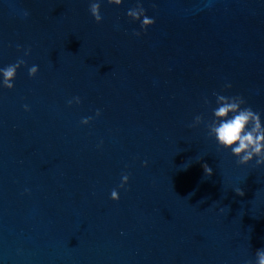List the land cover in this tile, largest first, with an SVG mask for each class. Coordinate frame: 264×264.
I'll list each match as a JSON object with an SVG mask.
<instances>
[{"label":"water","instance_id":"1","mask_svg":"<svg viewBox=\"0 0 264 264\" xmlns=\"http://www.w3.org/2000/svg\"><path fill=\"white\" fill-rule=\"evenodd\" d=\"M91 2L0 0V68L25 61L0 86V264H256L264 164L205 124L218 93L264 126V0H139L140 36L138 0Z\"/></svg>","mask_w":264,"mask_h":264},{"label":"clouds","instance_id":"2","mask_svg":"<svg viewBox=\"0 0 264 264\" xmlns=\"http://www.w3.org/2000/svg\"><path fill=\"white\" fill-rule=\"evenodd\" d=\"M107 3L119 6L122 0H107ZM89 12L96 23L101 22L102 16L100 14L99 0H93L90 3ZM28 14L27 11L23 13L24 16ZM126 15L131 21H140L141 31H133V35L135 36H140L142 31H146L155 22L154 18H149L145 15V9L139 3V0L135 7L127 11ZM30 51V48L25 49L24 55H29ZM24 64L25 61L23 59H17L15 63L0 68V76H2L0 86L11 90L14 87L13 81L16 77L17 69ZM37 72V65L28 68L29 78L34 77ZM225 87L229 88L231 85L227 84ZM213 95L216 97L217 107L213 109L212 120L205 124L208 136L214 137L219 148L230 149V154L237 158L236 163L238 165H246L253 158H255L257 166L264 164V126L261 123L260 113L254 112L251 107H242L245 104V100L240 96H224L218 93H213ZM73 103L79 105L81 103L80 97L75 96L67 101L68 106H71ZM204 103H209L207 98H205ZM23 108L25 111L29 110L28 105H23ZM95 115L97 117L100 115L99 109L96 110ZM92 119L93 117L82 118L80 123L81 125H87ZM202 122L203 117L197 115L194 117L193 124L189 125V127H195ZM146 163V161L143 162V165H146ZM202 168L205 176L211 177L213 174L212 168L206 163L202 165ZM128 179V174H122L118 188H124ZM25 191L27 192L28 190L25 189ZM233 191L238 196L244 195L241 188L234 189ZM109 198L113 201L119 200L118 190H111ZM255 255L256 264H264V249H258Z\"/></svg>","mask_w":264,"mask_h":264}]
</instances>
